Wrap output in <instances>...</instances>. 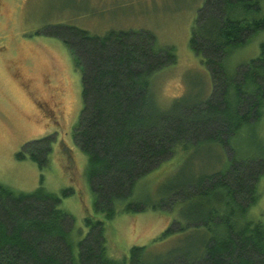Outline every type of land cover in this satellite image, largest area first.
<instances>
[{
  "label": "trees",
  "instance_id": "obj_1",
  "mask_svg": "<svg viewBox=\"0 0 264 264\" xmlns=\"http://www.w3.org/2000/svg\"><path fill=\"white\" fill-rule=\"evenodd\" d=\"M262 1H205L189 45L209 68L213 91L196 102L179 97L169 110L154 100L151 77L178 57L174 47L159 46L151 31L101 35L67 25L53 33L82 70L83 108L73 135L88 157L93 211L102 218L88 214V232L76 243L74 217L61 207L62 198L75 193L72 186L57 193L41 184L27 192L0 182V264H264V222L248 218L261 197L264 157L254 163L231 156L228 168L167 186L178 190V198L185 193L184 199H176L184 205L185 217L177 211L160 237L207 227L209 238H200L192 251L176 247L149 255L148 246L137 245L128 256L115 258L106 236L107 221L119 211L147 209V203L133 198L139 179L194 143L229 147L232 135L264 117V43L262 54L242 68L231 72L226 65L235 50L264 30ZM51 142L49 137L38 139L37 152H28L41 170L47 158L39 153H48ZM163 202L152 206L163 207Z\"/></svg>",
  "mask_w": 264,
  "mask_h": 264
},
{
  "label": "rangeland",
  "instance_id": "obj_2",
  "mask_svg": "<svg viewBox=\"0 0 264 264\" xmlns=\"http://www.w3.org/2000/svg\"><path fill=\"white\" fill-rule=\"evenodd\" d=\"M205 1L0 0V182L27 192L41 184L57 193L72 186L75 193L63 197L61 207L74 217L72 234L76 243L88 232L85 217L102 215L93 211V194L86 180L88 157L73 135L83 108L82 70L76 66L72 51L53 33L65 30L67 25L101 35L110 30L151 31L159 46L174 47L178 57L176 63L151 77L154 100L161 109L169 110L179 97L196 102L213 91L209 68L189 45ZM262 5L264 8V0ZM263 43L261 30L228 57V70L240 69L260 56ZM45 137L52 142L47 144L51 146L48 153H39L47 158L46 168L41 170L28 152H37L35 143ZM228 143L229 147L204 140L194 143L139 179L133 198L147 203V209L119 211L107 221L110 256H128L131 247L137 245L148 246L149 255L176 247L192 251L199 246L200 238H209L207 227L160 237L176 219L177 211L185 217L184 205L176 201L178 190L170 191L167 186L204 179L228 168L231 156L242 161L264 157V117L244 125ZM24 151L26 156L22 158L20 153ZM259 189L261 197L250 208L248 218L264 222V175ZM184 197L185 193L178 199ZM162 200L165 206H152Z\"/></svg>",
  "mask_w": 264,
  "mask_h": 264
},
{
  "label": "crops",
  "instance_id": "obj_3",
  "mask_svg": "<svg viewBox=\"0 0 264 264\" xmlns=\"http://www.w3.org/2000/svg\"><path fill=\"white\" fill-rule=\"evenodd\" d=\"M110 31H112V30H110ZM119 31V30H118ZM109 32V31H108Z\"/></svg>",
  "mask_w": 264,
  "mask_h": 264
}]
</instances>
